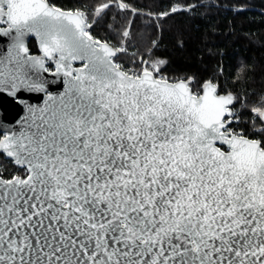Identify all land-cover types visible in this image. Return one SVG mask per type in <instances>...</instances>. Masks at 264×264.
Returning <instances> with one entry per match:
<instances>
[{
	"label": "snow or ice",
	"instance_id": "snow-or-ice-1",
	"mask_svg": "<svg viewBox=\"0 0 264 264\" xmlns=\"http://www.w3.org/2000/svg\"><path fill=\"white\" fill-rule=\"evenodd\" d=\"M113 4L138 14L0 0V95L24 112L0 124L19 170L0 176V264H264V95L246 122L214 80L123 68L93 34Z\"/></svg>",
	"mask_w": 264,
	"mask_h": 264
},
{
	"label": "trees",
	"instance_id": "trees-1",
	"mask_svg": "<svg viewBox=\"0 0 264 264\" xmlns=\"http://www.w3.org/2000/svg\"><path fill=\"white\" fill-rule=\"evenodd\" d=\"M62 8L86 6L87 10L108 0H51ZM138 10L131 15L113 4L106 22L93 25V34L114 47L123 68L136 70L144 60L163 61L160 73L170 81L194 78V91L202 82L214 80L221 89L242 97L252 115L264 95V0H125ZM192 5L190 9L187 7ZM179 6L181 11L160 19L155 15ZM132 22L130 37L122 32ZM111 25L112 27H109ZM156 41V44H153ZM143 66V65H142ZM148 65H145L147 67ZM244 67L250 73L246 83L236 78ZM134 68V69H133ZM11 178V177H9Z\"/></svg>",
	"mask_w": 264,
	"mask_h": 264
},
{
	"label": "flooded vegetation",
	"instance_id": "flooded-vegetation-1",
	"mask_svg": "<svg viewBox=\"0 0 264 264\" xmlns=\"http://www.w3.org/2000/svg\"><path fill=\"white\" fill-rule=\"evenodd\" d=\"M30 51L33 55H42L39 52L38 45L36 44L34 38H29ZM0 47H6V45H0ZM62 90V87H53V91ZM29 102H37L34 99H30ZM24 115L21 105L17 104L12 98L6 95H0V124L7 125L10 128H15L17 126V121L21 119ZM252 115H242L244 121H250ZM247 127V123L243 125ZM6 159L7 162L3 163V160ZM0 176L6 178L8 175L14 173V175L19 174L17 166L12 162L11 158L5 157L0 154Z\"/></svg>",
	"mask_w": 264,
	"mask_h": 264
},
{
	"label": "rangeland",
	"instance_id": "rangeland-1",
	"mask_svg": "<svg viewBox=\"0 0 264 264\" xmlns=\"http://www.w3.org/2000/svg\"><path fill=\"white\" fill-rule=\"evenodd\" d=\"M144 67H145V65H143ZM127 69H131L130 67L129 68H127ZM134 69V68H133ZM132 70V69H131ZM5 162H7V160L6 159H4L3 160V163L2 164H4ZM1 174V173H0ZM12 175H14V173H12V174H10V175H8L6 178H9V177H11Z\"/></svg>",
	"mask_w": 264,
	"mask_h": 264
},
{
	"label": "water",
	"instance_id": "water-1",
	"mask_svg": "<svg viewBox=\"0 0 264 264\" xmlns=\"http://www.w3.org/2000/svg\"><path fill=\"white\" fill-rule=\"evenodd\" d=\"M110 44V43H109ZM111 46H113L112 44H110ZM114 47V46H113ZM48 79H52L51 76H48ZM187 80V79H186ZM192 83H193V80H192ZM192 83L190 84V87H192ZM52 87H60L58 85H53Z\"/></svg>",
	"mask_w": 264,
	"mask_h": 264
}]
</instances>
